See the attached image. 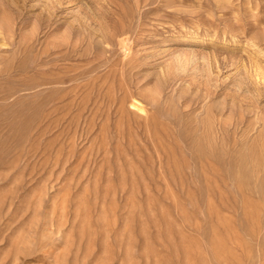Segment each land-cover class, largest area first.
<instances>
[{
	"label": "rangeland",
	"instance_id": "1",
	"mask_svg": "<svg viewBox=\"0 0 264 264\" xmlns=\"http://www.w3.org/2000/svg\"><path fill=\"white\" fill-rule=\"evenodd\" d=\"M0 264H264V0H0Z\"/></svg>",
	"mask_w": 264,
	"mask_h": 264
}]
</instances>
